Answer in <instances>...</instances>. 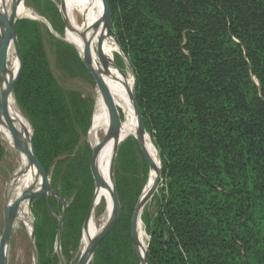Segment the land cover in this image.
Segmentation results:
<instances>
[{
	"label": "trees",
	"instance_id": "obj_1",
	"mask_svg": "<svg viewBox=\"0 0 264 264\" xmlns=\"http://www.w3.org/2000/svg\"><path fill=\"white\" fill-rule=\"evenodd\" d=\"M106 1L162 162L158 209L145 219L147 263L264 264V0ZM104 19L105 7L103 29ZM17 33L13 93L39 158L37 247L40 264H56L49 247L80 242L94 197L92 103L60 88L34 23L19 21ZM61 50L88 73L74 47ZM133 212L122 206L95 264H141Z\"/></svg>",
	"mask_w": 264,
	"mask_h": 264
},
{
	"label": "bare ground",
	"instance_id": "obj_2",
	"mask_svg": "<svg viewBox=\"0 0 264 264\" xmlns=\"http://www.w3.org/2000/svg\"><path fill=\"white\" fill-rule=\"evenodd\" d=\"M3 5L9 18L12 16L17 6L18 17L20 19L30 18L32 15L30 10L25 7L23 0H0V7ZM61 12L67 24L66 41L75 47L79 55L83 58L87 57L85 48L86 45L89 46L90 54L87 59L90 62V67L101 77L103 83L97 87L96 110L88 135L91 147L100 153L98 162L100 164V174L103 180L98 181L95 190L93 210L88 221L89 223H87L88 226H86L89 231V238L83 247L82 254L89 250L102 232V229L112 219L114 212L112 198L113 159L115 158L117 148L120 147L127 138L133 137L141 143L150 161V178L140 197L139 209L134 227L136 250L141 264H145L149 238L141 222V214L146 201L156 191L160 183L161 161L159 154L151 137L142 127L141 117L135 104L133 77L129 75L128 72L119 71L106 55L103 56L102 53L99 55L95 50L94 43L98 42L97 38L99 39V32L103 29L101 26V20L104 16L103 0H61ZM97 24H99L98 27ZM1 65V73L5 77V82L3 95L1 96L0 94V96H4L7 100L8 117L18 129L22 131H31L28 121L25 119V116H23L24 114L22 115L17 109L8 87V81L19 66L18 57L15 54L14 40H11L5 48ZM112 117L116 122L114 141L103 148L99 137L102 134L108 135L113 124ZM0 138L13 149L16 148L18 144L26 142L23 137V139L21 137L16 139L14 134L1 120ZM21 156L22 168L14 176L16 180L11 193V206L15 219L22 221L29 229L31 213L28 208V202L23 205L22 201L24 190L32 182V175L29 173L23 175V177H18L27 164V153L24 152ZM101 200H105L107 206L101 226L98 227L94 217V208Z\"/></svg>",
	"mask_w": 264,
	"mask_h": 264
},
{
	"label": "rangeland",
	"instance_id": "obj_3",
	"mask_svg": "<svg viewBox=\"0 0 264 264\" xmlns=\"http://www.w3.org/2000/svg\"><path fill=\"white\" fill-rule=\"evenodd\" d=\"M23 2L25 7L30 10L32 15L30 18H22L20 21H29L36 25L37 32L41 38V41L46 51V55L49 59L51 70L60 88L65 93H70V92L79 93L83 97L88 99L90 104L92 103V109H93V115L91 118V124H92V120L94 118V114L96 110L95 105L97 101V84L88 70H87L88 73L81 71L76 66L75 63L73 64L71 63L69 65L68 61H65V59L59 57V54H61L62 52L61 45L72 46L65 39L66 26L63 22V18L60 12L61 0H23ZM98 26L99 24H97V27ZM104 29H101L99 32V39L97 38L98 42L94 43V47L97 54L100 55L102 53L103 56L106 55L107 58L115 65V67L119 71L128 72L129 75L133 77L134 85L136 86V80H135V74L133 68L127 56L124 54V52L116 42V39L113 36L112 28L110 29V32ZM18 43H19V39H18ZM15 54L17 56L16 47H15ZM12 79H13V75L11 77V82L13 81ZM4 82H5V77L3 76V74H1L0 75L1 96L3 95ZM11 97L13 98L17 109L23 115L24 112L18 106L17 101L14 98L13 89H12ZM23 116H25V119L30 124V121L28 120L27 116L25 114ZM114 133H116V129ZM105 137L106 135L104 134H102L99 137L102 143ZM22 146H27V142H23ZM21 155H23V152H21V150H18L16 148L13 149L9 147L7 143L3 141L2 138H0V253L3 248V240L5 235V217H4L5 194L9 183L22 168ZM97 166L100 172L99 162H97ZM146 166L148 167V170ZM149 178H150V163L145 152L142 150L141 145L135 138L133 137L127 138L120 146L115 158L116 184L118 180L121 181L120 193L118 192L119 201L121 205V213H122V206H124L126 212H129L132 208H134V212H133V217H134L136 208L140 201V197L145 187L148 184ZM161 183H162V176L158 188L150 196V198L146 201L145 205L143 206V210L141 214L142 217L141 222L143 223L146 233L147 230H146L145 219L147 218L148 215L149 217H152L157 212L158 204L160 200L159 191L161 189ZM35 206L36 205L31 202L30 208L32 211V215H31L32 220H35L33 215V207ZM106 206L107 203L105 202V200H101L96 204L94 208V217H95L96 225L98 227L101 226L102 218L106 212ZM85 224L82 230V237L80 239V242L77 243L76 236H74V237H70L68 241V245L65 250L62 249V245L59 243L55 244L53 251L49 247L48 253L51 252V256L55 259L56 264H78L82 256L83 247L89 238V231L87 227L85 230ZM148 238L150 240L149 235ZM6 264H33V249L30 241V236L28 233V228L19 219L13 220L12 236L9 244ZM89 264H95V257L92 258Z\"/></svg>",
	"mask_w": 264,
	"mask_h": 264
},
{
	"label": "water",
	"instance_id": "obj_4",
	"mask_svg": "<svg viewBox=\"0 0 264 264\" xmlns=\"http://www.w3.org/2000/svg\"><path fill=\"white\" fill-rule=\"evenodd\" d=\"M103 3H104V7H105L104 28L106 29V27H107L109 29V28H111L109 25L110 11H109L107 1L103 0ZM17 8H18V6L15 8L12 16L9 18L7 15V12L5 10L4 5L0 7V75L2 74L1 73L2 72V65H1L2 55H3L5 48L8 46V44L11 40L15 41V47L17 49V57H18L19 65L21 62V49H20V46L18 43V33H17V26H18V23L21 19L18 17ZM60 12H61V10H60ZM61 16H62V12H61ZM62 18H63V16H62ZM63 22L66 26L67 24H66L64 18H63ZM108 32H110V31H108ZM75 50L77 51L76 48H75ZM85 52H86L87 57H88V55L90 54V50H89L88 45H86ZM79 57H80L82 63L84 64V66L87 68V70L89 71V73L93 77V79L95 80L97 87H99V85H102L103 83L101 81V77L90 67V62L87 59V57L83 58L80 55H79ZM11 85H12V87H11ZM8 87H9L10 94H11L12 89H13V81L11 82V79L8 81ZM134 88H135V85H134ZM135 104L137 106V109H138L140 117H141L142 127L144 128V130H146L144 123H143L142 113H141L140 108H139L138 103H137L136 94H135ZM7 107H8V103H7L6 98L4 96L3 97L0 96V120L10 129V131L14 134L16 139L19 137H21V138L23 137L27 142V146H22V143H23L22 142L21 144H18L16 148L18 150H21V152H23V153L24 152L27 153V164H26L24 170L19 174L18 177H23V175H27L29 173L32 175V182L24 190L23 201H22L23 205L26 202H28V208H29V211L32 215V211L30 208V204H31V200H32V193L31 192H32L33 186L35 185V183L37 181L38 170H39V158H38V154H37V151H36V148L34 145V129L31 125V123L29 124L31 127L30 128L31 131H22V130L18 129V127L15 126L11 122V120L9 119L8 114H7ZM112 123L113 124L111 126L110 131L108 132V135L103 140V143H102L103 148L105 146H107V144H109L110 142L114 141V137H115L114 129H115L116 122H115L113 117H112ZM88 143H89V140H88ZM139 144L141 145L140 142H139ZM89 146L93 151V159H94V168L93 169H94V173H95V190H96L97 185H98V181L103 180V178H102V176H101V174L97 168L98 167L97 162H98V158H99L100 153L98 151H96L95 149H93L91 147L90 143H89ZM141 147L147 156V153H146V151L142 145H141ZM119 148L120 147H118L116 152H115V158H116V155L118 153ZM115 158L113 159V167H112L113 168L112 169V171H113L112 172V184H113L112 198H113V211H114L112 219L102 229V232L100 233V235L98 236L96 241L92 244V246L89 248V250L86 253L82 254L81 259L79 260L78 264H89V262L94 257L95 252H96L97 248L99 247V245L101 244V242L113 231V229L115 228V226L117 225V223L120 219L121 205H120V201H119L117 184L115 181ZM147 158H148V156H147ZM159 158H160V156H159ZM148 160H149V158H148ZM160 161H161V159H160ZM149 163H150V161H149ZM160 173L162 176V162H161V172ZM15 180H16V178H13L11 180V182L8 185L6 194H5V207H4L5 235H4V240H3V248H2V251L0 253V264H6L8 250H9V244H10L11 236H12V224H13V220H15V216L13 214V208L11 206V193H12V190L14 187ZM94 199H95V192H94V197H93V201H92V206L90 208L89 215H88V218H87V221L85 224V229H86L87 223L90 219L91 212L93 210ZM138 205H139V203H138ZM138 209L139 208L137 206L133 220H132V239H133V244H134L135 250H136V245H135L134 227H135V223H136V219H137ZM30 220H31V223H30V228L28 229V233L30 236V241H31L32 249H33V264H40V255H39V251H38V247H37L35 220H32V218H30ZM136 252H137V250H136ZM137 255H138V253H137ZM145 264H148L147 263V255H146Z\"/></svg>",
	"mask_w": 264,
	"mask_h": 264
}]
</instances>
